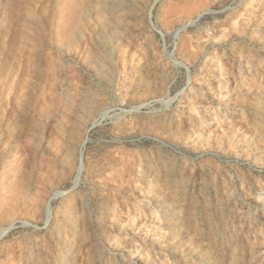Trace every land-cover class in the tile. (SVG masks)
Listing matches in <instances>:
<instances>
[{"label": "rangeland", "instance_id": "rangeland-1", "mask_svg": "<svg viewBox=\"0 0 264 264\" xmlns=\"http://www.w3.org/2000/svg\"><path fill=\"white\" fill-rule=\"evenodd\" d=\"M250 1L193 0L180 17L187 0H134L101 50L116 33L106 0H0V264H264V76L250 72L252 94L235 86L264 59V0ZM221 68L232 91L218 107L204 89ZM193 97L237 116L190 120ZM166 170L167 203L179 178L205 193L174 244L149 194Z\"/></svg>", "mask_w": 264, "mask_h": 264}, {"label": "bare ground", "instance_id": "bare-ground-1", "mask_svg": "<svg viewBox=\"0 0 264 264\" xmlns=\"http://www.w3.org/2000/svg\"><path fill=\"white\" fill-rule=\"evenodd\" d=\"M256 2L257 1H255V0L250 1L248 3V6L250 8H252V7H254V5H256ZM133 4H134V0H106V5H107V9H108V11H107L108 19H107L105 28L109 29L110 31L114 30L116 33L114 34V36L112 37V39L110 41L105 40V39L103 40L102 46H100L101 50H108L111 48L112 49L115 48L118 40L121 39L122 34L126 29V22H127V19L130 18V15L132 13L131 7L133 6ZM185 4H186V2H185ZM194 5L195 4H194L193 0H187V5L185 7L180 8L176 5L173 9V13L175 15L180 16V17L184 16V15H186V14H188L194 10V8H195ZM119 11L125 12V13H124V17L122 19L117 20L116 13H118ZM191 22H193V21H191ZM186 25H183L180 28V30L184 31V29L186 28ZM180 30H178V32H180ZM176 34H177V32H176ZM177 65L180 67L185 66L181 62H177ZM96 68H97L96 64H89L88 65V69H96ZM263 68H264V59H262L261 57H259L257 60H252V61L246 59L244 61V66L239 67L238 71H237L238 72V80H237L238 84L235 85L236 91L237 90L241 91L247 95L252 94V92L254 90L253 89L254 79H253V77H251L250 72H261V75L264 76V69ZM219 73H220V76L215 81V83L209 82L207 84V86L205 87L206 89H204L209 94H212L215 96L220 95V97L221 96L223 97V98H216L213 100V102H215L214 104L219 105L218 107H220L222 104L228 105V103L230 102L229 101L230 95L227 93L232 91V90L231 91L228 90V88H227L230 84L229 80L226 79V80L222 81L223 77L226 76V73H227L226 70L223 71V69L221 68V71H219ZM95 85H96V83H95L94 79H92L90 77H85L83 79V82H82V86H83L82 89H83V91H91L95 87ZM225 86H226V88H225ZM200 98H201V96H200ZM253 98H255L257 103H259L260 105H262V106L264 105L263 104L264 97L262 95L254 94ZM190 104H191L189 107L190 110H188V112H187V114L189 116H192L190 118V120H194V119L206 120L208 115L211 114L212 121H215V123L217 125L216 127L219 129L224 127L226 124H228L230 122L231 119H233L234 117L237 116L235 109L233 107H229V106L225 107V108H227L226 112H224L221 116H218V115H216L217 112L214 113V110H213L214 108L211 106L212 104L210 105L209 103L205 102L204 99H198V97L190 98ZM211 110H213V112H211ZM177 122H178V120H177ZM188 125H190V124L188 123ZM161 162L162 161H160V160H156V161L151 162V163H154V165L152 164L153 167L155 169L159 170L160 166H158V164L160 165ZM81 170H82V164L80 163V165L78 167L76 179L79 177ZM151 178H152L151 176H147V177H144V180L147 181ZM171 178H173L172 172L170 170L164 171V180L165 181H163V184H161V185L160 184L159 185L158 184L153 185L150 189L151 192L149 194H150V198L155 200L154 202H155L156 206L154 207V209L157 210L161 216L168 218V224L173 227V232H172V237H171L170 242L172 244H174L175 242H177L179 240L181 241V239L185 238V236L187 234V227H185L184 223L188 219H186L185 217H183V215H181V212L183 210L182 208H184V206H186V205H189L193 208H197V204H194L193 201L190 202L189 200H191L192 196L195 198H204L205 193H204L202 186L199 188H195L194 186L183 183L181 178H179V183H178L179 186L178 187L176 186L177 189L175 188L176 189L175 191H177V193L181 196L182 201L178 204L177 203H173V204L167 203L166 191L170 192L172 189L171 184H173L172 183L173 181ZM162 186L165 189H158V187H162ZM53 196H55V195H53ZM260 200H261L262 205L264 206V195L260 198ZM179 205H181V206H179ZM222 212H223V210H220L219 214L221 215ZM203 215H204V217H202V218H204L205 220L209 219L208 209L204 212ZM207 220L205 222H207ZM82 227H83V230L86 229L84 224ZM66 256L67 257L65 259L66 260L65 262H66V264H69L68 262H70V259H71L70 255H66ZM106 259H108L107 256L105 258V261H106Z\"/></svg>", "mask_w": 264, "mask_h": 264}]
</instances>
